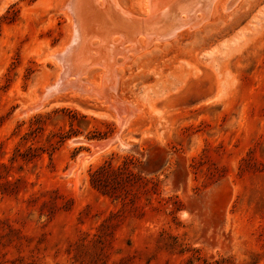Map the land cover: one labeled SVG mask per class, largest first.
Returning a JSON list of instances; mask_svg holds the SVG:
<instances>
[{
    "label": "rangeland",
    "instance_id": "obj_1",
    "mask_svg": "<svg viewBox=\"0 0 264 264\" xmlns=\"http://www.w3.org/2000/svg\"><path fill=\"white\" fill-rule=\"evenodd\" d=\"M69 2L0 0V264H264V0L158 12L116 55L122 126L94 90L43 96L74 44ZM100 36L74 49L97 90Z\"/></svg>",
    "mask_w": 264,
    "mask_h": 264
},
{
    "label": "bare ground",
    "instance_id": "obj_2",
    "mask_svg": "<svg viewBox=\"0 0 264 264\" xmlns=\"http://www.w3.org/2000/svg\"><path fill=\"white\" fill-rule=\"evenodd\" d=\"M151 1H153L154 3H153V5L150 6L151 7L150 8V15L146 18H141L138 15H134L130 11L121 8V6L117 0H70V2L68 4V8H69V11L73 17V21H74V23H73L74 26L72 25L73 26V32H71V33H73L72 34L73 35L72 42L74 44H72L70 47L66 48V51H64V53L62 55H60V58L63 60V62H65V65L62 66V64H61V66H62L61 69L64 67L63 71H61V72H63V75L62 76L60 75L59 79L57 78L58 79V81L56 80L57 83L55 81L54 85H51V86L49 85L47 91L43 94V96L45 97L47 93L61 90V89L65 88L66 86L79 88V89H81V91H84V92H87L89 89L94 90L95 92H97V95H99L101 97L104 96L106 98V101L109 102V105H111V107L117 112L116 114H118V118H119L118 121H119L120 125L122 126V124L125 122L126 118L127 117L129 118V115H131V110L126 109V107L123 106L124 103L122 104V102H120L119 100H115V101L111 100V97H110L111 94L112 95L116 94V91L118 89L117 84H118L119 80L117 82V78H118L117 72L115 71L116 69L113 68L114 64H117L116 55L117 54H119V55L123 54L125 56V54L127 55L129 53V51H134V50H136L137 47L138 48L140 47V45L137 41L138 40L137 35H140L141 33H143L144 29L146 27H148L151 22H154L155 20H157L156 18L154 19V16H157L158 12L159 13L162 12L161 15H164L165 17L167 15H169L170 13H172L171 3L174 0H151ZM181 1H184V0H181ZM185 1L186 2L188 1V5H186V6L189 7L190 5L200 3L201 0H185ZM212 2H213V0H209L210 4ZM156 3L161 5L160 9L157 8ZM200 9L202 10V6ZM91 14H92V17H93V15L98 14L99 17L101 18V20H103L102 18L105 17L106 18L105 21L108 18L109 21L113 22L112 25H114V28L112 29V31L105 32V30H106L105 29L104 33H103L104 35H102L101 32L103 29L101 30L99 27L98 29H100L101 32L100 31L97 32L98 31L96 29L97 27L94 24H92L93 20L91 18ZM173 16H175V14H173ZM88 17L91 21L88 19ZM94 20L96 21L95 18H94ZM163 22H164V20H163ZM94 23L96 24V22H94ZM155 24H157V23H155ZM162 24H164V23H162ZM166 24H168V23H166ZM166 24H165V28H167V26H168ZM184 24H186L184 21H181L180 23L176 22V25L174 26V28H171L170 32L169 31L168 32L169 33L174 32L176 29H180L179 27L183 26ZM173 25H174V23H173ZM102 26H103V24H102ZM150 26H153V25L150 24ZM160 26H162V25H160ZM162 27L164 28V25ZM104 28H105V25H104ZM155 28H159V27H155ZM91 29H93V30L91 31ZM164 31H165V29H164ZM164 31H163V33H164ZM153 32H154V30H153ZM150 33H152V32H150ZM100 34L102 35V37L100 36ZM114 35L118 36L117 41L114 40L115 42L113 41ZM148 35L149 34H147L146 38H148ZM93 36H97V37L100 36L101 37V39H100L101 46L99 49L105 50L103 53H102L103 50L100 51L103 54L102 58L100 56V58L102 59L101 63L104 61V66L108 69V70H106V74L103 77L104 83L102 84V87L98 90H97V87L95 84H91V86L88 88L85 85L86 82L84 83L80 79V75L83 74V72L85 70L84 62L82 63L81 61L74 58V52H75L74 49L79 50V48H81L82 46H84V47L86 46L85 48H87V51L91 50L90 45L92 43H90L89 41H90V38ZM127 43H129V46L125 47V45ZM77 53L79 54V52H77ZM91 53H93V52H91ZM71 75H75L74 78H76V79L73 78L74 80H71L70 78H68ZM67 79H70V80H67ZM101 81H102V79H101ZM94 83H96V82H94ZM77 92H79V91H77ZM42 102L43 101H40L38 103V105H36V107H39L42 104ZM35 104L36 103L33 102L29 106H27V108L28 109L33 108L35 106ZM109 141L110 140L106 141V143H108ZM100 143L99 144L96 143L95 147L99 148ZM93 145H94V143H93Z\"/></svg>",
    "mask_w": 264,
    "mask_h": 264
},
{
    "label": "water",
    "instance_id": "obj_3",
    "mask_svg": "<svg viewBox=\"0 0 264 264\" xmlns=\"http://www.w3.org/2000/svg\"><path fill=\"white\" fill-rule=\"evenodd\" d=\"M61 55V53H59L57 56H60ZM32 107V106H31Z\"/></svg>",
    "mask_w": 264,
    "mask_h": 264
}]
</instances>
